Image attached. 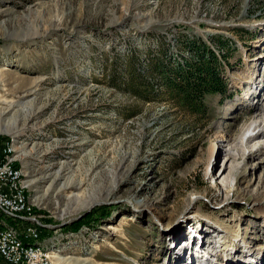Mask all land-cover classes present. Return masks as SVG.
I'll use <instances>...</instances> for the list:
<instances>
[{
    "label": "rangeland",
    "instance_id": "1",
    "mask_svg": "<svg viewBox=\"0 0 264 264\" xmlns=\"http://www.w3.org/2000/svg\"><path fill=\"white\" fill-rule=\"evenodd\" d=\"M191 41L227 83L200 112L155 68L192 60ZM260 78L264 0H0V146L53 264H264ZM195 196L202 216L179 219ZM96 208L108 213L63 227ZM235 210L246 246L233 253L213 221Z\"/></svg>",
    "mask_w": 264,
    "mask_h": 264
},
{
    "label": "bare ground",
    "instance_id": "2",
    "mask_svg": "<svg viewBox=\"0 0 264 264\" xmlns=\"http://www.w3.org/2000/svg\"><path fill=\"white\" fill-rule=\"evenodd\" d=\"M251 76L253 75L250 74V77ZM258 81L257 84L259 83L260 86L264 84L262 78H260ZM4 144L5 145L0 152V183H4L3 191H0V233H2L3 237L11 242L12 245H15L20 250V252L30 250L31 252H36L37 257L43 256L47 259V261H51L53 263V259L57 257V246L55 247L52 242H47L46 239L42 238L41 232L33 233L31 235L29 233H26L23 228L19 226V224H26L27 226H32V230L35 231H40L43 227H45L41 222L37 220V216L31 213L30 198L27 193V182L25 181L24 172L21 166L17 167L13 164L15 166V170H11V168L2 169L6 159H10V161H12L13 163L16 161L15 157L12 155V142L7 141ZM213 149L214 145L209 149V156L212 155ZM227 155L229 157L228 159H230L234 158L236 154L233 153V149H229ZM235 177H233V180ZM51 187L52 184L50 183L48 188L51 189ZM6 192L9 200H16L17 212L15 210L9 209V200H4L6 199ZM197 202L198 200L196 196L191 197L190 200L186 203L184 209L181 210L178 218L184 220L187 216L191 215L202 216V214L199 213L200 205H197ZM221 209L222 211L225 210L224 207L220 208V210ZM3 218H13L16 219V222L12 226L9 221L6 222V220H4ZM239 221L240 217L237 214L236 210L230 213L228 216L223 215L222 212L221 216L219 215L213 221V223H215L218 227L220 226L223 231V234L220 236V239L222 240V242H224L222 245H224V248L229 249L233 253L239 246H246V242L243 240L244 233L243 231H241ZM18 227H20L21 229H18ZM208 241L212 243L211 240ZM207 246L209 247V245ZM247 250H250V248H248ZM1 258H8V251H1ZM218 264H222L221 261ZM251 264L259 263L253 262Z\"/></svg>",
    "mask_w": 264,
    "mask_h": 264
},
{
    "label": "trees",
    "instance_id": "3",
    "mask_svg": "<svg viewBox=\"0 0 264 264\" xmlns=\"http://www.w3.org/2000/svg\"><path fill=\"white\" fill-rule=\"evenodd\" d=\"M221 41L218 39L219 43ZM188 47L194 50L195 57L192 60H185V64L182 67L172 69L171 67L168 68V66L165 67L162 62H158L157 64L159 65L155 68H157V71H159V67L169 69L168 72H164V78L167 82V84L165 83L166 89H170L172 94L192 111L200 112V110L204 109L205 97L208 94H224L227 91V83L225 78H223L224 67L222 62L209 46L201 41H191ZM133 64L137 69V62L134 61ZM137 70L136 74L141 79L143 72H145L144 68H138ZM132 93L139 95L135 89ZM5 138L6 136L2 137L3 141ZM98 210L100 209L96 208L88 211L81 218L72 220V222L63 225V227L75 231L81 224L89 223L91 218L100 219L108 213L101 211L99 212L100 215L96 216Z\"/></svg>",
    "mask_w": 264,
    "mask_h": 264
},
{
    "label": "built area",
    "instance_id": "4",
    "mask_svg": "<svg viewBox=\"0 0 264 264\" xmlns=\"http://www.w3.org/2000/svg\"><path fill=\"white\" fill-rule=\"evenodd\" d=\"M11 138V135H8ZM2 148V146L0 147ZM11 168V170H15V166L10 159H6L5 164L3 165L2 169ZM17 171V170H16ZM5 178V177H4ZM3 184L0 183V191H3ZM9 200L7 192H6V199ZM10 201V210H15L17 212V203L16 200H9ZM23 228L26 233L33 234V233H43V234H52V232H42L32 230V226H27L26 224L19 225ZM1 251H8V258H1ZM0 264H53L51 261H47L46 258L43 256L37 257L36 252L24 251L20 252V250L15 246L12 245L11 242L6 240L2 233H0Z\"/></svg>",
    "mask_w": 264,
    "mask_h": 264
},
{
    "label": "water",
    "instance_id": "5",
    "mask_svg": "<svg viewBox=\"0 0 264 264\" xmlns=\"http://www.w3.org/2000/svg\"><path fill=\"white\" fill-rule=\"evenodd\" d=\"M87 212V211H86ZM86 213H83V214H81V215H79V216H77L76 218H74V219H79V218H81L83 215H85Z\"/></svg>",
    "mask_w": 264,
    "mask_h": 264
}]
</instances>
